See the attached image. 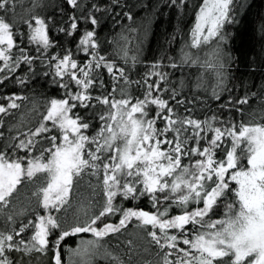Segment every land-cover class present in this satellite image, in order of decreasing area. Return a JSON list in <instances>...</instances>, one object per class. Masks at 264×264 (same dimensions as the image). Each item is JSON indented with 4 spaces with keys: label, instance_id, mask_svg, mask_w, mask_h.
Returning a JSON list of instances; mask_svg holds the SVG:
<instances>
[{
    "label": "snow or ice",
    "instance_id": "snow-or-ice-1",
    "mask_svg": "<svg viewBox=\"0 0 264 264\" xmlns=\"http://www.w3.org/2000/svg\"><path fill=\"white\" fill-rule=\"evenodd\" d=\"M249 7L192 5L149 57L159 3L0 0V264H264V12L248 76L227 31Z\"/></svg>",
    "mask_w": 264,
    "mask_h": 264
},
{
    "label": "trees",
    "instance_id": "trees-1",
    "mask_svg": "<svg viewBox=\"0 0 264 264\" xmlns=\"http://www.w3.org/2000/svg\"><path fill=\"white\" fill-rule=\"evenodd\" d=\"M168 0H148V3L156 4L162 8V12L157 14L152 19L149 35L146 42V53L151 57L152 55H158L161 46L168 47L167 37L177 29H180L183 33H187L191 27V21L194 18L192 12V5H199L203 0H188L189 7L183 12L176 8L164 7ZM251 5L246 12L241 13L243 19L237 24L228 27L227 31L232 34V39L228 42L229 47L234 56L239 57L237 65L239 67V74L248 76L251 71L249 62L256 60L258 62L260 55V35L258 32H254L253 23L255 18L264 12V0H248ZM139 15H143L144 12L140 9L137 10ZM184 41L181 39V35L177 32L175 42L171 45L172 54H176L177 50L182 46ZM150 50V51H149ZM235 71V69H233ZM255 83H259V75L254 78ZM40 92H45L47 95H55L56 90L54 87H50L47 81L42 78L37 79V84L34 85ZM255 91V89H253ZM42 103V101H40ZM31 106V105H29ZM237 120L240 119L237 113ZM23 194V193H22ZM91 235V234H87ZM76 239L69 241L72 247L76 245ZM67 260V255L65 256ZM97 264H105L103 260L98 259Z\"/></svg>",
    "mask_w": 264,
    "mask_h": 264
}]
</instances>
